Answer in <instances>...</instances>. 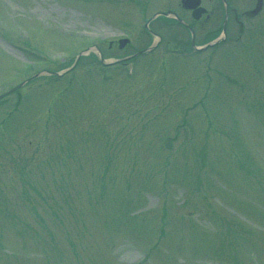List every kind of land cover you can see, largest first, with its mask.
Returning <instances> with one entry per match:
<instances>
[{
	"label": "rangeland",
	"instance_id": "rangeland-1",
	"mask_svg": "<svg viewBox=\"0 0 264 264\" xmlns=\"http://www.w3.org/2000/svg\"><path fill=\"white\" fill-rule=\"evenodd\" d=\"M228 1L198 55L146 19L203 45L221 0H0V264H264V0Z\"/></svg>",
	"mask_w": 264,
	"mask_h": 264
},
{
	"label": "water",
	"instance_id": "water-1",
	"mask_svg": "<svg viewBox=\"0 0 264 264\" xmlns=\"http://www.w3.org/2000/svg\"><path fill=\"white\" fill-rule=\"evenodd\" d=\"M191 0H184V4H185V6H187V7H194L195 5H196V2L198 1V0H196V1H192V3L190 2ZM199 14V13H198ZM197 15V14H196ZM226 18H227V16H226ZM225 25H226V22H225ZM126 42H127V39H122L121 41H120V43H121V46H124L125 44H126Z\"/></svg>",
	"mask_w": 264,
	"mask_h": 264
},
{
	"label": "flooded vegetation",
	"instance_id": "flooded-vegetation-1",
	"mask_svg": "<svg viewBox=\"0 0 264 264\" xmlns=\"http://www.w3.org/2000/svg\"><path fill=\"white\" fill-rule=\"evenodd\" d=\"M201 1H202V0H201ZM261 2H262V0H260V3H259V5H258V7H257V10L252 11V14L257 13V12L261 9ZM185 10L190 12V16H191V18L193 19L192 10H189V9H185ZM202 17H203V14L200 16L199 19H201ZM194 20H196V19H194ZM197 20H198V19H197ZM190 25H191V23H190ZM191 27H192V25H191ZM187 30H189V29H187ZM189 31H190V30H189Z\"/></svg>",
	"mask_w": 264,
	"mask_h": 264
}]
</instances>
